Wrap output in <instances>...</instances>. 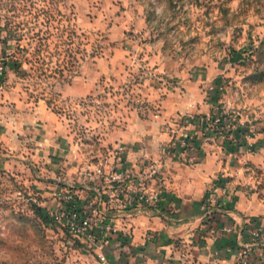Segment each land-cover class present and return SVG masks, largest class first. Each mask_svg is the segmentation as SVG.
Segmentation results:
<instances>
[{"label":"rangeland","instance_id":"374dc122","mask_svg":"<svg viewBox=\"0 0 264 264\" xmlns=\"http://www.w3.org/2000/svg\"><path fill=\"white\" fill-rule=\"evenodd\" d=\"M0 66V264L138 261L120 236L91 245L31 203L48 215L70 185L86 195L84 169L127 146L170 73L220 71L211 100L264 134V0H0Z\"/></svg>","mask_w":264,"mask_h":264},{"label":"crops","instance_id":"0c3cea01","mask_svg":"<svg viewBox=\"0 0 264 264\" xmlns=\"http://www.w3.org/2000/svg\"><path fill=\"white\" fill-rule=\"evenodd\" d=\"M218 72L170 73L173 80L158 102L152 89L155 111L136 119L124 134L127 163L157 159L160 144L169 138L168 125L175 126L179 114L210 111L213 101L206 88ZM189 127L195 133L193 160L166 158L159 208L125 220L130 235L121 237L120 248L131 247L135 264H238L239 249L248 246L250 263L264 264V134L255 150H246L221 135L204 140L198 128ZM222 176L229 179L221 190L224 203L209 211L207 188ZM75 186L81 193V183Z\"/></svg>","mask_w":264,"mask_h":264},{"label":"built area","instance_id":"2783aa9c","mask_svg":"<svg viewBox=\"0 0 264 264\" xmlns=\"http://www.w3.org/2000/svg\"><path fill=\"white\" fill-rule=\"evenodd\" d=\"M2 70L0 66V72ZM174 122L175 126L168 125L169 138L160 144L157 159L145 157L139 165H131L123 157L126 147L119 144L84 169L86 195L70 185L71 192L61 194L57 209L47 210L49 217L72 236L91 245L100 246L103 239L112 235L129 236L127 218L160 206L162 189L159 179L166 158L181 162L193 160L190 151L195 145V133L189 125L198 128L204 140L221 135L248 150L254 147L260 134L256 118L244 117L239 111L218 102H213L208 112L181 113ZM228 185L226 176L209 185L205 194L209 211L221 208L224 200L220 192ZM252 233L256 239L258 231L254 229ZM249 249L248 246L239 249L238 264H251ZM99 255L105 259L103 254Z\"/></svg>","mask_w":264,"mask_h":264},{"label":"trees","instance_id":"16d2710c","mask_svg":"<svg viewBox=\"0 0 264 264\" xmlns=\"http://www.w3.org/2000/svg\"><path fill=\"white\" fill-rule=\"evenodd\" d=\"M33 204V210L34 212L40 217L42 218L43 221H53L52 218L49 217V215H47L46 213H43L44 212V208L37 204V203H31ZM64 228V227H63ZM65 229V228H64ZM66 230V229H65ZM67 231V230H66Z\"/></svg>","mask_w":264,"mask_h":264}]
</instances>
